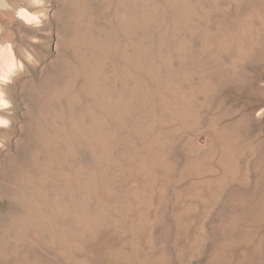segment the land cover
<instances>
[{"label":"rangeland","instance_id":"374dc122","mask_svg":"<svg viewBox=\"0 0 264 264\" xmlns=\"http://www.w3.org/2000/svg\"><path fill=\"white\" fill-rule=\"evenodd\" d=\"M7 49L0 264H264V0H0Z\"/></svg>","mask_w":264,"mask_h":264},{"label":"bare ground","instance_id":"6f19581e","mask_svg":"<svg viewBox=\"0 0 264 264\" xmlns=\"http://www.w3.org/2000/svg\"><path fill=\"white\" fill-rule=\"evenodd\" d=\"M13 14V13H12ZM11 14V15H12ZM15 14V13H14ZM9 15V14H8ZM14 16V15H13ZM18 18H21V19H23L25 22H27V23H31V21H32V18H34L29 12H26V10H23V11H19V12H17V15H16ZM6 49V48H5ZM13 65H14V58H13V55H12V53H11V51H10V49H7V50H3V51H0V71H8V72H10V71H12L13 69ZM86 193V192H85ZM80 210V209H79ZM83 210V209H82ZM82 213H83V211H82ZM73 215V214H72ZM82 216V215H81ZM59 217V216H58ZM88 217V216H87ZM86 217V218H87ZM85 218V219H86ZM80 219H82V218H80ZM84 219V218H83ZM83 219H82V221H83ZM58 220V219H57ZM64 219H62V221H63ZM87 220V219H86ZM78 221H79V219H78ZM61 224V223H60ZM82 224V223H81ZM80 224V225H81ZM76 225V224H75ZM60 226V225H59ZM61 226H62V224H61ZM59 228V227H58ZM61 228H63V229H65L64 227H61ZM75 229H76V227H75ZM59 232V231H58ZM61 233H62V231H61ZM62 237V236H61ZM63 241V240H62Z\"/></svg>","mask_w":264,"mask_h":264}]
</instances>
